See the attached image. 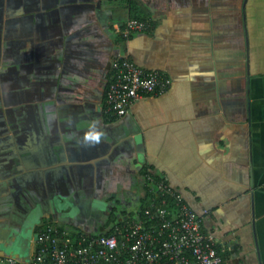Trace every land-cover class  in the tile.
Returning a JSON list of instances; mask_svg holds the SVG:
<instances>
[{
	"label": "crops",
	"instance_id": "crops-1",
	"mask_svg": "<svg viewBox=\"0 0 264 264\" xmlns=\"http://www.w3.org/2000/svg\"><path fill=\"white\" fill-rule=\"evenodd\" d=\"M132 17L151 27L124 39ZM121 56L171 83L112 119ZM145 167L227 264H264V0H0V254L49 219L106 232L145 201Z\"/></svg>",
	"mask_w": 264,
	"mask_h": 264
},
{
	"label": "built area",
	"instance_id": "built-area-1",
	"mask_svg": "<svg viewBox=\"0 0 264 264\" xmlns=\"http://www.w3.org/2000/svg\"><path fill=\"white\" fill-rule=\"evenodd\" d=\"M150 27L149 20L132 17L119 34L128 39ZM109 71L103 111L112 118L126 114L142 97L162 94L171 83L162 71L125 56L114 59ZM142 178L149 196L135 216L99 234L43 221L36 225L27 256L0 254V264H227L224 245L204 230L203 215L181 200L167 177L146 172Z\"/></svg>",
	"mask_w": 264,
	"mask_h": 264
},
{
	"label": "trees",
	"instance_id": "trees-1",
	"mask_svg": "<svg viewBox=\"0 0 264 264\" xmlns=\"http://www.w3.org/2000/svg\"><path fill=\"white\" fill-rule=\"evenodd\" d=\"M136 18H138V17H136ZM142 19V18H141ZM110 74V71L108 72V74H107V76ZM106 85L107 84H105V87H104V91H105V88H106ZM104 104V93H103V99H102V105ZM106 115V114H105ZM107 117H109L108 115H106ZM112 118V117H111ZM112 119H114V118H112ZM152 173L154 176H158V175H156L154 172H152V170H149V169H147L146 167L145 168H143V171H142V173L141 174H144V173ZM159 177V176H158ZM144 193H145V201L143 202V203H141V205L140 206H142V205H144L145 203H146V198L149 196V193L147 192V189L145 188V191H144ZM182 200V199H181ZM183 201V200H182ZM184 202V201H183ZM140 206L138 207L139 209H140ZM138 210V209H137ZM136 210V211H137ZM136 211H134L133 213H127L125 216H135L134 214L136 213Z\"/></svg>",
	"mask_w": 264,
	"mask_h": 264
},
{
	"label": "rangeland",
	"instance_id": "rangeland-1",
	"mask_svg": "<svg viewBox=\"0 0 264 264\" xmlns=\"http://www.w3.org/2000/svg\"><path fill=\"white\" fill-rule=\"evenodd\" d=\"M27 228L25 229V232L27 233ZM28 242H26L23 246H18L17 248H15V249H17L16 251L18 252V258H24V257H26L27 255H28V251H29V249H28ZM12 253H13V251H12ZM6 255H11V254H6Z\"/></svg>",
	"mask_w": 264,
	"mask_h": 264
}]
</instances>
